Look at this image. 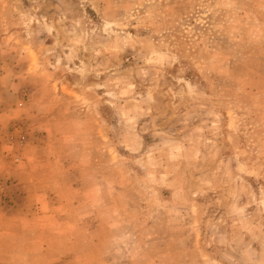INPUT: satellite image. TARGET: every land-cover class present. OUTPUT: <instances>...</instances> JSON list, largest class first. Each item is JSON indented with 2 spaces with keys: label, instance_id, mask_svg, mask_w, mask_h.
I'll return each mask as SVG.
<instances>
[{
  "label": "rangeland",
  "instance_id": "obj_1",
  "mask_svg": "<svg viewBox=\"0 0 264 264\" xmlns=\"http://www.w3.org/2000/svg\"><path fill=\"white\" fill-rule=\"evenodd\" d=\"M0 72L3 137L83 139L160 264H264V0H0Z\"/></svg>",
  "mask_w": 264,
  "mask_h": 264
},
{
  "label": "crops",
  "instance_id": "obj_2",
  "mask_svg": "<svg viewBox=\"0 0 264 264\" xmlns=\"http://www.w3.org/2000/svg\"><path fill=\"white\" fill-rule=\"evenodd\" d=\"M48 129L45 141L29 134L18 165L9 156L19 151L15 142L0 133V264H160V238L141 233L137 203L110 196L95 151Z\"/></svg>",
  "mask_w": 264,
  "mask_h": 264
},
{
  "label": "built area",
  "instance_id": "obj_3",
  "mask_svg": "<svg viewBox=\"0 0 264 264\" xmlns=\"http://www.w3.org/2000/svg\"><path fill=\"white\" fill-rule=\"evenodd\" d=\"M12 131L16 135L15 145L18 150L22 149L25 145V135L23 128L20 126H13ZM13 161L17 163L19 161V158L17 156H13Z\"/></svg>",
  "mask_w": 264,
  "mask_h": 264
}]
</instances>
